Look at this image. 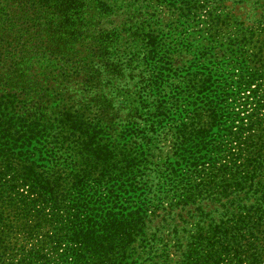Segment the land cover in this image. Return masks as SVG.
<instances>
[{
	"label": "trees",
	"instance_id": "trees-1",
	"mask_svg": "<svg viewBox=\"0 0 264 264\" xmlns=\"http://www.w3.org/2000/svg\"><path fill=\"white\" fill-rule=\"evenodd\" d=\"M10 1L0 0L1 51L9 45ZM223 1L182 3V17L203 25L196 48L189 34L175 39L144 27L138 34L142 76L120 66L108 80L92 75L87 91L94 97L84 112H40L52 139L43 143L56 146L41 158V172L5 183L12 190L19 182L30 186L34 197L24 201L41 218L38 224L52 227L36 233L63 254L55 263L40 247L26 264H138L136 244L149 248L156 241L166 250L184 247L183 264H264V15L246 24L221 11ZM179 46L197 52L183 70L172 66ZM12 75L16 79V69ZM114 83L118 94L109 97L103 90ZM61 133L73 138L78 161L57 155ZM208 204L218 208L206 211ZM189 207L195 213L175 225L170 238L149 236L154 220L165 223Z\"/></svg>",
	"mask_w": 264,
	"mask_h": 264
},
{
	"label": "rangeland",
	"instance_id": "rangeland-1",
	"mask_svg": "<svg viewBox=\"0 0 264 264\" xmlns=\"http://www.w3.org/2000/svg\"><path fill=\"white\" fill-rule=\"evenodd\" d=\"M184 1L189 0H26L23 4L10 1L4 27L9 45L0 50V264H26L25 260L28 262L29 257L31 261V254L40 247L45 251L39 253L48 255L55 263L62 260L63 252L44 246L42 236L36 233L39 227L41 232L52 227L38 224L41 218L29 207L30 200L24 201L27 196L34 197L29 193L30 186L19 182V187L12 190V185L5 183L10 176L24 179L30 170L41 172V158L47 156L46 150L49 153V148L56 146L43 143L52 139L48 131L42 130L40 112H48L47 117L62 109L84 112L94 97L93 91H87L92 75L96 80H105L108 73L120 66L125 73L142 76L143 41L138 34L144 27L171 33L175 39L189 34L190 44L194 43L196 48L197 32L203 25L182 17ZM219 6L221 11L250 25L264 15V0H224ZM195 48L173 49V68L190 67L196 61ZM10 52L15 56L11 57ZM15 69L16 79L9 76ZM117 85L105 87L103 93L109 97L118 94ZM72 141L65 133L55 137L57 155L68 158L69 163L79 160L72 151ZM217 208L209 204L204 207L212 212ZM175 212L165 223L154 220L149 236L154 232L159 238H170L174 226H184L183 221L190 220L195 209ZM180 234L181 238L187 237L185 232ZM183 242L186 246L188 240ZM183 249L171 244L166 250L164 241L142 248L138 242L133 260L138 264H183ZM207 253L199 255L204 257Z\"/></svg>",
	"mask_w": 264,
	"mask_h": 264
}]
</instances>
